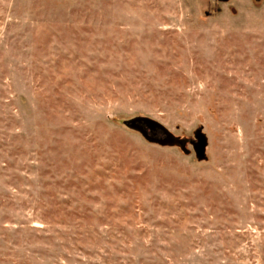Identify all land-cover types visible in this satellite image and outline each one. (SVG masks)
<instances>
[{"label": "rangeland", "instance_id": "1", "mask_svg": "<svg viewBox=\"0 0 264 264\" xmlns=\"http://www.w3.org/2000/svg\"><path fill=\"white\" fill-rule=\"evenodd\" d=\"M0 264H264V0H0Z\"/></svg>", "mask_w": 264, "mask_h": 264}, {"label": "water", "instance_id": "2", "mask_svg": "<svg viewBox=\"0 0 264 264\" xmlns=\"http://www.w3.org/2000/svg\"><path fill=\"white\" fill-rule=\"evenodd\" d=\"M137 127L142 132V134L150 141H156L158 143L167 144V145H171V144L184 145L185 143L183 139L173 136L163 126L156 123L155 121L143 120V122L138 124ZM147 128L158 129L160 131V136H155L154 134L147 133L146 130Z\"/></svg>", "mask_w": 264, "mask_h": 264}, {"label": "flooded vegetation", "instance_id": "3", "mask_svg": "<svg viewBox=\"0 0 264 264\" xmlns=\"http://www.w3.org/2000/svg\"><path fill=\"white\" fill-rule=\"evenodd\" d=\"M147 133L154 134L155 136H160V131L158 129H149L147 128Z\"/></svg>", "mask_w": 264, "mask_h": 264}, {"label": "trees", "instance_id": "4", "mask_svg": "<svg viewBox=\"0 0 264 264\" xmlns=\"http://www.w3.org/2000/svg\"><path fill=\"white\" fill-rule=\"evenodd\" d=\"M135 122H132V124H134Z\"/></svg>", "mask_w": 264, "mask_h": 264}]
</instances>
